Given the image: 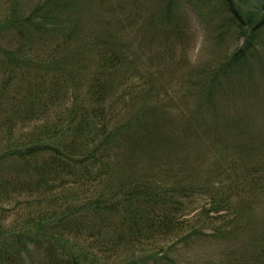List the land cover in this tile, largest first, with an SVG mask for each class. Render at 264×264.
<instances>
[{
    "label": "trees",
    "instance_id": "obj_1",
    "mask_svg": "<svg viewBox=\"0 0 264 264\" xmlns=\"http://www.w3.org/2000/svg\"><path fill=\"white\" fill-rule=\"evenodd\" d=\"M176 1L0 0V264H264V22L223 0L243 44L182 71Z\"/></svg>",
    "mask_w": 264,
    "mask_h": 264
},
{
    "label": "rangeland",
    "instance_id": "obj_2",
    "mask_svg": "<svg viewBox=\"0 0 264 264\" xmlns=\"http://www.w3.org/2000/svg\"><path fill=\"white\" fill-rule=\"evenodd\" d=\"M140 2H143V0H140ZM176 2V15L170 20L168 28L162 29L166 31L157 35L153 29H150L147 35L139 31L135 35V37L138 35L136 42L138 46L143 48V52L149 51L150 48L152 49V43L150 42L154 38L149 40V36L157 35L156 45L153 43L155 45L154 48H158L157 54L167 53L170 56L172 54L173 62L180 66L182 71H185L186 65L193 67L214 61L215 55H218L217 51H221L223 54L222 49L224 47H220L218 45L220 43L217 41L220 35L224 34L222 45L225 43L230 53L243 44V39L234 36L235 25L231 20L235 15L230 13L224 6L223 0H177ZM189 2H192V4ZM233 2L236 9L239 10L241 17L244 19L245 25L247 24V20L251 22L252 26L264 22V0H233ZM149 3L153 7L155 6V3ZM226 27L231 30L229 31L231 37L228 38L227 36V39L226 33H224ZM142 34L146 35L145 38L142 37ZM258 43L264 49V25L259 31ZM203 206L204 203L200 202L193 207L187 219L192 220L201 214ZM253 217H255L256 222L260 226L264 224L263 198L258 201L253 212ZM165 246H169V244ZM220 247L221 245L199 240L188 249L185 248L183 250L181 246L176 250L166 247L163 252L148 256L149 258H156V262L150 264H159L158 261L160 262V258L163 259L162 264H164L166 258L167 260L171 259L172 263L205 264L207 262L217 261L220 255ZM166 250L167 252H165ZM137 257L142 256H135V258ZM133 259L134 257H127L123 262L127 264V260L132 261Z\"/></svg>",
    "mask_w": 264,
    "mask_h": 264
},
{
    "label": "flooded vegetation",
    "instance_id": "obj_3",
    "mask_svg": "<svg viewBox=\"0 0 264 264\" xmlns=\"http://www.w3.org/2000/svg\"><path fill=\"white\" fill-rule=\"evenodd\" d=\"M263 8H264V5H263Z\"/></svg>",
    "mask_w": 264,
    "mask_h": 264
}]
</instances>
